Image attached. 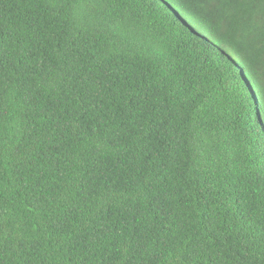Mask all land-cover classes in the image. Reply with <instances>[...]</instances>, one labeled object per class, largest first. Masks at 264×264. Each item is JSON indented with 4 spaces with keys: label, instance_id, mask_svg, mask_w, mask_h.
Segmentation results:
<instances>
[{
    "label": "trees",
    "instance_id": "1",
    "mask_svg": "<svg viewBox=\"0 0 264 264\" xmlns=\"http://www.w3.org/2000/svg\"><path fill=\"white\" fill-rule=\"evenodd\" d=\"M263 127L264 0H0V264H264Z\"/></svg>",
    "mask_w": 264,
    "mask_h": 264
},
{
    "label": "clouds",
    "instance_id": "2",
    "mask_svg": "<svg viewBox=\"0 0 264 264\" xmlns=\"http://www.w3.org/2000/svg\"><path fill=\"white\" fill-rule=\"evenodd\" d=\"M263 128H264V127H263ZM263 128H262V129H263Z\"/></svg>",
    "mask_w": 264,
    "mask_h": 264
}]
</instances>
